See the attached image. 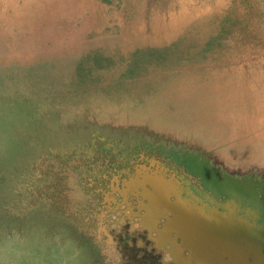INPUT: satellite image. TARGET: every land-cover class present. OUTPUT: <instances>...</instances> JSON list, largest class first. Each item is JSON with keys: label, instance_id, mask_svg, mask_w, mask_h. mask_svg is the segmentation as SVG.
Instances as JSON below:
<instances>
[{"label": "rangeland", "instance_id": "374dc122", "mask_svg": "<svg viewBox=\"0 0 264 264\" xmlns=\"http://www.w3.org/2000/svg\"><path fill=\"white\" fill-rule=\"evenodd\" d=\"M263 106L264 0H0V264H114L79 232L107 216L85 170L127 226L142 170L187 264H264Z\"/></svg>", "mask_w": 264, "mask_h": 264}, {"label": "flooded vegetation", "instance_id": "af4514ba", "mask_svg": "<svg viewBox=\"0 0 264 264\" xmlns=\"http://www.w3.org/2000/svg\"><path fill=\"white\" fill-rule=\"evenodd\" d=\"M93 162H88L89 169L92 168L91 165L95 166L94 159ZM97 166V165H96ZM85 168V167H84ZM140 171H134L131 173L130 177H128L125 181L129 184L134 179H137L140 175ZM80 176L88 175L86 179L83 177H78V182H86L84 185L89 187V190L93 191L92 198L87 200L90 202V205L95 202L93 207L98 206L99 211L102 210L106 213V217L98 219L99 221H95L97 218L98 213L92 211L94 219L92 220L90 215H88V222L91 223L89 225H85L81 227L80 233H83L84 236H88L89 239H92L93 243H95L101 250L109 251L110 254L104 255L105 258L112 259L114 264H185L182 259L175 255V251L173 245L171 243H163V245L159 246L158 242L154 239L157 238L158 230L161 227L165 226V222L170 221L173 215L170 212H167V217H163V221L161 225L155 227V230L152 228L147 227L144 223L146 218V213L144 210L145 202L142 203L143 209L139 211L137 214L138 222L132 223L127 226L126 222L121 223V218L119 216H115L117 213H122V210L118 208L119 203L116 202V199L111 200L107 204L103 202L102 192L107 188V185L112 181L111 177H108L107 174H102L99 171L94 173H90L89 170H85L84 172L78 173ZM86 180V181H85ZM124 181V180H123ZM108 182V183H107ZM114 183V181L112 182ZM120 184V182H118ZM126 184V185H127ZM83 185H82V192H83ZM112 186L113 185L111 184ZM111 185L109 187V191H111ZM122 183L119 188L120 193L124 190V187L121 188ZM108 191V189H107ZM141 191V190H140ZM115 193V192H113ZM81 194V192L76 193L74 190V195L77 197ZM119 195V193H115ZM115 194L112 195L114 198ZM117 197V196H116ZM79 200L82 198V195L78 197ZM123 198V197H122ZM93 199V200H92ZM142 199V198H139ZM171 198V200H173ZM114 207V208H113ZM117 207V208H116ZM95 209V208H94ZM113 209V210H112ZM138 210V209H137ZM143 218V219H142ZM160 217H158L159 220ZM169 219V220H168ZM104 220V222L102 221ZM157 220V222H158ZM157 224V223H156ZM156 226V225H155ZM176 236V234H173ZM180 240L178 238L175 243ZM189 252L187 249L183 250V255H187ZM187 264V263H186Z\"/></svg>", "mask_w": 264, "mask_h": 264}, {"label": "bare ground", "instance_id": "6f19581e", "mask_svg": "<svg viewBox=\"0 0 264 264\" xmlns=\"http://www.w3.org/2000/svg\"><path fill=\"white\" fill-rule=\"evenodd\" d=\"M145 57V56H144ZM85 71V70H84ZM80 75H81V73H80ZM260 96V95H259ZM264 107V106H263ZM232 110V109H231ZM258 110H259V108H258ZM234 112V111H233ZM262 112H264V110L262 111ZM239 116V115H238ZM241 116V115H240ZM255 118V117H254ZM243 120V119H242ZM252 120V119H251ZM261 120H263V119H261ZM231 121V120H230ZM254 121V120H253ZM244 123V122H243ZM262 125V124H261ZM246 126V125H245ZM253 126V125H252ZM257 126V125H256ZM247 127V126H246ZM258 127V126H257ZM262 154V153H261ZM249 169H250V167H249ZM252 169V168H251ZM183 181V180H182ZM151 184L148 182V181H144V182H142V181H137V179L135 180H133V181H131L129 184H127V185H125L124 186V190H122V192H121V195L123 196V197H126V196H128V194H127V190L128 189H134L133 190V192L134 191H139L138 193H136V194H134L136 197H139V198H142V199H138V202H139V204L137 205V206H135V208H137L138 209V212L139 211H141L142 209H143V207H142V203H144V201H146V200H148V197L146 196V194H145V192L144 191H147V190H149L150 188H151ZM155 188V187H154ZM114 189H116V188H114ZM121 189V188H120ZM141 190V191H140ZM182 195V194H181ZM109 197V196H108ZM162 197V196H161ZM160 197V198H161ZM169 197V200H171V198L172 197H177V195L176 194H170V196H168ZM184 198V197H183ZM108 199V198H107ZM162 199V198H161ZM182 199V198H181ZM180 199V200H181ZM159 200V199H158ZM163 200V199H162ZM167 200H168V198H167ZM160 201V200H159ZM206 201V200H205ZM110 202V201H109ZM154 203H155V201H154ZM157 203V202H156ZM161 203H162V201H160V205H161ZM166 203V202H165ZM169 203V202H168ZM203 203V202H202ZM158 205V204H157ZM160 205H158V206H160ZM164 205H166V204H164ZM167 206V205H166ZM177 206V205H176ZM163 207V206H162ZM165 207V206H164ZM184 207V206H183ZM205 207H208V205L205 203ZM160 209V208H159ZM178 209H182L181 207L180 208H178ZM134 211V210H133ZM132 211V208H130V207H128V214H134V213H138V212H133ZM189 211V210H188ZM167 212H170L172 215H175V213H174V211H172V210H169V209H166V210H164L163 212H162V214H160L159 215V217H166V218H168L167 216H166V213ZM195 213H197V212H195ZM194 213V214H195ZM128 214H127V216H128ZM154 214V213H153ZM191 214V213H190ZM193 215V214H192ZM198 215V214H197ZM201 215V214H200ZM147 217V216H146ZM153 217H155V215L153 216ZM195 217V216H194ZM198 217V216H197ZM148 218V217H147ZM156 218V217H155ZM157 218H158V216H157ZM259 218H261V217H259V216H257L256 214H253V220H254V222L255 223H257L256 221H259ZM143 219V218H142ZM196 219H198V218H196ZM169 220V219H168ZM191 220V219H190ZM154 221V220H153ZM262 221H264V219L262 220ZM146 222V218H145V221H144V223ZM198 222V221H197ZM182 223H184V222H182ZM196 223V222H195ZM210 223H213V222H210ZM146 224V223H145ZM170 224V223H169ZM208 224V223H207ZM206 224V225H207ZM154 225V224H153ZM167 225V224H166ZM171 225V224H170ZM219 225V224H218ZM151 226V225H150ZM168 226V225H167ZM172 226V225H171ZM170 226V227H171ZM185 226H186V224H185ZM219 227V226H218ZM225 227H227V226H225ZM174 228H176V227H174ZM229 228V227H228ZM231 228V227H230ZM154 229V228H153ZM173 228H171V231H170V235L169 236H171L172 237V239L171 240H169V241H164V242H168V243H171L174 247L176 246L175 245V242H176V240L178 239V238H180V240H183V238L181 239V235H182V237H183V235L185 234H178L175 230H172ZM217 229V228H216ZM161 230V229H160ZM165 230H168V229H165ZM188 230V229H187ZM177 231H179V230H177ZM184 231V230H183ZM189 231V230H188ZM193 232V231H192ZM166 233V232H165ZM177 233V234H176ZM198 233V234H197ZM197 233H195V234H197V238L199 239V237L200 238H202L203 237V233L201 232V231H198ZM241 233V232H240ZM163 234V233H162ZM173 234H176V236H174ZM187 234V233H186ZM215 235V234H214ZM186 236V235H185ZM190 236H191V234H190ZM189 236V238H191ZM193 237V236H192ZM185 238V237H184ZM204 239H205V237H203ZM246 238V237H245ZM203 239V240H204ZM250 239V238H249ZM160 240V239H159ZM164 240V239H163ZM163 240H160V241H163ZM185 240V239H184ZM191 240V239H190ZM189 240V241H190ZM187 241H188V237H187ZM219 241V240H218ZM225 241V240H224ZM179 242V241H178ZM204 242V241H203ZM252 242V241H251ZM184 243H185V241H184ZM189 243H191V242H189ZM196 243V242H195ZM205 243V242H204ZM227 243V242H226ZM186 244H187V242H186ZM203 244V243H202ZM206 244V243H205ZM182 245H183V243H182ZM208 245V244H207ZM227 245V244H226ZM209 246V245H208ZM218 246V245H217ZM229 246V245H228ZM186 248V247H185ZM206 248V247H205ZM208 248V247H207ZM210 248H211V246H210ZM221 248V247H220ZM254 249V248H253ZM183 250V249H182ZM188 250V249H187ZM176 251V250H175ZM182 253V252H181ZM175 254H176V252H175ZM192 254V253H191ZM206 254V253H205ZM204 254V255H205ZM257 255V254H256ZM181 256V255H180ZM191 256V255H190ZM208 256V255H207ZM182 257V256H181ZM248 257V256H247ZM258 257V256H257ZM195 258V257H194ZM198 258V257H197ZM238 258V257H237ZM223 259V258H222ZM200 260V259H199ZM188 261L190 262L191 260H189L188 259ZM197 261H198V259H197ZM196 261V262H197ZM209 261V260H208ZM217 261H219V260H217ZM205 262V261H204ZM210 262V261H209ZM187 263V262H186ZM185 263V264H186ZM194 263V262H193ZM190 264H192V262L190 263Z\"/></svg>", "mask_w": 264, "mask_h": 264}, {"label": "crops", "instance_id": "0c3cea01", "mask_svg": "<svg viewBox=\"0 0 264 264\" xmlns=\"http://www.w3.org/2000/svg\"><path fill=\"white\" fill-rule=\"evenodd\" d=\"M188 7V6H187ZM191 8V7H190ZM189 8V9H190ZM185 9H187L186 7H183L182 8V11H181V13L179 14V18H178V22H183V21H185V20H187V17L185 16L186 15V11H185ZM190 13V12H189ZM188 16V15H187Z\"/></svg>", "mask_w": 264, "mask_h": 264}]
</instances>
